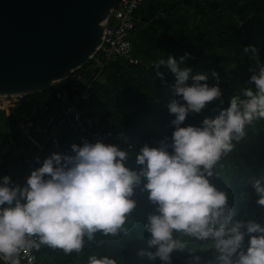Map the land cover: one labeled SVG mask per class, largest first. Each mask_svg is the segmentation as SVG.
Instances as JSON below:
<instances>
[{
    "label": "clouds",
    "instance_id": "obj_1",
    "mask_svg": "<svg viewBox=\"0 0 264 264\" xmlns=\"http://www.w3.org/2000/svg\"><path fill=\"white\" fill-rule=\"evenodd\" d=\"M243 51L256 60L246 86L231 97L228 107L215 109L218 115L205 118L199 127L181 125L189 113H201L214 100L223 105L218 73H211L217 85L210 86L207 75L180 68L172 56L154 64L162 79L161 66L175 76L177 99L168 105L175 116L171 121L175 130L171 144L167 137L159 147L144 144L134 154V167L128 165L133 156L130 148L84 140L82 146H71L73 155L53 153L46 158L23 187L13 186L10 177L4 176L0 183V259L4 264H21L25 257L32 264L35 257L29 254L42 247L79 254L85 237L92 241L97 232L128 236L137 188L147 192L155 206L143 224L150 234L148 249L155 251L142 249L138 255L171 264L174 251L202 250L213 252L215 264H264V226L235 219L227 193L210 180L219 177L217 165L233 151L234 142L246 136V127L264 120V64L255 45ZM189 56L186 53L181 62ZM253 187L256 205L264 208V180L253 181ZM193 239L203 242L199 249L188 247ZM87 264H117V260L92 254Z\"/></svg>",
    "mask_w": 264,
    "mask_h": 264
},
{
    "label": "trees",
    "instance_id": "obj_2",
    "mask_svg": "<svg viewBox=\"0 0 264 264\" xmlns=\"http://www.w3.org/2000/svg\"><path fill=\"white\" fill-rule=\"evenodd\" d=\"M133 19L134 28L129 38L138 65L115 59L102 70H93L89 62L77 71L88 81L95 79L90 101L81 106L85 124L90 130L110 128L114 134L121 133L123 138L117 141L118 146L125 150L131 146L133 152L128 161L130 167H134V154L144 144L159 147L165 137L171 144L175 130L171 124L175 116L168 108L172 100L177 99L173 87L175 76L161 66L162 79L156 74L154 64L172 56L180 68L191 67L194 73L207 75L206 82L210 86L217 85V79L211 75L217 72L223 105L217 99L201 113H189L181 127H199L205 118L214 119L218 115L215 109L229 106L231 97L239 94L250 79V69L256 67L255 58L244 53L243 48L255 45L264 64V0H145ZM186 53L190 56L181 62L180 58ZM68 86L67 79L43 93L0 99V106L15 110L27 124L36 119L43 123V106L52 105L54 92L67 90ZM245 130L246 136L234 142L233 151L217 165L219 177L210 180L227 193L229 205L237 213L235 219L252 220L264 226V208L256 205L253 187V181L264 180V120L254 122ZM73 144L80 145L67 135L59 138V149L68 155H73ZM46 146L52 147L49 142ZM168 150L172 152L171 147ZM133 199L137 207L130 217L133 226L128 236L111 237L97 232L92 241L85 237L84 249L79 254L42 247L39 252L34 250L36 263L87 264L88 256L96 254L98 257L108 255L116 259L117 264H163L159 258L138 255L141 249L155 251L148 249L146 240L150 234L143 229L147 214L153 212L155 206L148 200V193L139 188ZM247 240L245 237L246 244ZM202 243L188 247L199 249ZM193 256H199L200 260L195 261ZM209 261L215 264L212 251L189 254L185 249L171 254V264H209ZM0 264H4L1 259Z\"/></svg>",
    "mask_w": 264,
    "mask_h": 264
},
{
    "label": "water",
    "instance_id": "obj_3",
    "mask_svg": "<svg viewBox=\"0 0 264 264\" xmlns=\"http://www.w3.org/2000/svg\"><path fill=\"white\" fill-rule=\"evenodd\" d=\"M121 1L0 0V97L46 92L87 65Z\"/></svg>",
    "mask_w": 264,
    "mask_h": 264
},
{
    "label": "built area",
    "instance_id": "obj_4",
    "mask_svg": "<svg viewBox=\"0 0 264 264\" xmlns=\"http://www.w3.org/2000/svg\"><path fill=\"white\" fill-rule=\"evenodd\" d=\"M145 0H122L120 5L111 10L102 23L104 28L102 44L90 58L93 70H102L112 60L118 59L128 65L136 66L138 59L133 56V47L130 41V32L134 28V14ZM89 64V63H88ZM79 70V69H78ZM75 70L67 78V90H56L53 94V104L43 106L44 120L41 127L42 134L53 148H59L58 134L67 135L75 143L83 145L84 140L89 143L103 142L118 146L117 141L122 140L121 133L114 134L110 128L107 130H90L82 116L81 106L86 105L92 97L91 85L95 79L87 80ZM65 79V80H67ZM63 81L54 83L61 84ZM52 85V86H53ZM9 97H0L8 99ZM128 148H131L130 146ZM35 257L34 250L29 254ZM21 264H28L27 258ZM36 263V258L32 261Z\"/></svg>",
    "mask_w": 264,
    "mask_h": 264
},
{
    "label": "rangeland",
    "instance_id": "obj_5",
    "mask_svg": "<svg viewBox=\"0 0 264 264\" xmlns=\"http://www.w3.org/2000/svg\"><path fill=\"white\" fill-rule=\"evenodd\" d=\"M18 114L15 110H8L6 105L0 106V183L4 176H8L13 186L18 184L23 187L31 171L42 166L43 161L53 153L61 154V150L46 146L40 120L27 124L24 117ZM58 138H62V133L58 134ZM201 243L193 239L189 245L199 246Z\"/></svg>",
    "mask_w": 264,
    "mask_h": 264
},
{
    "label": "crops",
    "instance_id": "obj_6",
    "mask_svg": "<svg viewBox=\"0 0 264 264\" xmlns=\"http://www.w3.org/2000/svg\"><path fill=\"white\" fill-rule=\"evenodd\" d=\"M64 152L63 151H61V154H63ZM2 261V260H1Z\"/></svg>",
    "mask_w": 264,
    "mask_h": 264
}]
</instances>
